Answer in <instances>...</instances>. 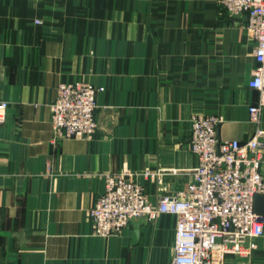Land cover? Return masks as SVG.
Returning <instances> with one entry per match:
<instances>
[{
	"label": "crops",
	"instance_id": "0c3cea01",
	"mask_svg": "<svg viewBox=\"0 0 264 264\" xmlns=\"http://www.w3.org/2000/svg\"><path fill=\"white\" fill-rule=\"evenodd\" d=\"M245 17L219 0H0V264H172L174 215L142 219L134 241L132 223L93 235L89 212L107 173L129 171L154 203L180 193L194 112L220 118L221 140L251 136ZM75 80L103 88L88 140L51 124L58 84ZM221 264H264V235Z\"/></svg>",
	"mask_w": 264,
	"mask_h": 264
},
{
	"label": "built area",
	"instance_id": "2783aa9c",
	"mask_svg": "<svg viewBox=\"0 0 264 264\" xmlns=\"http://www.w3.org/2000/svg\"><path fill=\"white\" fill-rule=\"evenodd\" d=\"M228 16H247L254 43L255 67L248 87L258 92L248 106L255 125L243 141L221 140L216 114L189 116V150L197 163L185 188L173 197L152 202L142 183L129 171L105 175L104 191L90 209L91 231L96 236L118 234L139 218L154 220L160 214L175 216L172 264H221L225 255L250 257L264 235V214L254 210V197L264 194V0H219ZM102 87L85 80L60 82L50 103L51 123L57 136L92 137L98 130L95 111ZM0 101V124L6 119ZM152 176L149 169L142 172Z\"/></svg>",
	"mask_w": 264,
	"mask_h": 264
},
{
	"label": "water",
	"instance_id": "95a60500",
	"mask_svg": "<svg viewBox=\"0 0 264 264\" xmlns=\"http://www.w3.org/2000/svg\"><path fill=\"white\" fill-rule=\"evenodd\" d=\"M247 19V16L245 17ZM254 210L258 213L264 214V194H256L254 197ZM143 218H139L137 220L132 221L134 224L133 229V239L136 241L138 237L139 230L137 228L138 222H140Z\"/></svg>",
	"mask_w": 264,
	"mask_h": 264
},
{
	"label": "rangeland",
	"instance_id": "374dc122",
	"mask_svg": "<svg viewBox=\"0 0 264 264\" xmlns=\"http://www.w3.org/2000/svg\"><path fill=\"white\" fill-rule=\"evenodd\" d=\"M49 108H50V105H49ZM51 117V116H50ZM51 119V118H50ZM52 124V123H51ZM53 128V127H52ZM53 131H54V129H53ZM55 133V132H54ZM94 136V135H93ZM92 136V137H93ZM92 137H90V138H86V137H79V138H83V139H86V140H88V139H91ZM72 138H74V137H72ZM108 174V173H107ZM106 175V174H105Z\"/></svg>",
	"mask_w": 264,
	"mask_h": 264
}]
</instances>
